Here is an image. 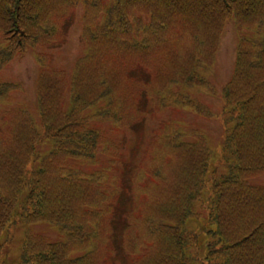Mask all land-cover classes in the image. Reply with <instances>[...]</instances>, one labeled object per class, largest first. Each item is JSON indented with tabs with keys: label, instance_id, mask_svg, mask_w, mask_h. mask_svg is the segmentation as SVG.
I'll return each mask as SVG.
<instances>
[{
	"label": "trees",
	"instance_id": "obj_1",
	"mask_svg": "<svg viewBox=\"0 0 264 264\" xmlns=\"http://www.w3.org/2000/svg\"><path fill=\"white\" fill-rule=\"evenodd\" d=\"M78 9L70 73L37 53L34 112L0 115V252L23 225L16 264H106L118 253L132 264H264V185L252 184L264 174V0H0V72L62 44ZM230 19L220 142L169 119L126 165L100 123L137 130L167 109L212 117L196 94L216 93L208 75ZM22 88L0 82V108ZM39 223L59 238L32 232Z\"/></svg>",
	"mask_w": 264,
	"mask_h": 264
},
{
	"label": "rangeland",
	"instance_id": "obj_2",
	"mask_svg": "<svg viewBox=\"0 0 264 264\" xmlns=\"http://www.w3.org/2000/svg\"><path fill=\"white\" fill-rule=\"evenodd\" d=\"M81 9H78V14L75 22L67 32L64 41L54 48H30L25 53L20 54L12 60L0 72V82L11 81L20 82L21 90L13 91L10 97L9 106L0 108V115L3 109L7 107H17L21 104L25 105L30 111L34 112L36 107L35 101V81L37 76L38 66L35 60L36 53H45L50 57V65L56 70L67 71L70 73L75 59L81 54L82 40L80 37ZM237 42V30L233 19L227 21L226 26L221 35V39L216 51V58L213 69L209 72V79L216 89L215 95H210L204 91H200L196 96L205 102L214 114L212 117H203L192 113L188 109H167L163 113L153 118H147L142 122V126L137 130L112 129L109 122L100 123L103 129V134L110 140H113L120 148L124 163H137L141 158L145 141L149 137L150 132L157 128L166 120H173L174 126H179L181 130L187 131L190 128L204 132L212 148H215L221 140L223 127L222 122L217 113L220 112L222 102L219 97V91L223 84L229 79L235 58V48ZM151 106V104H149ZM175 122V123H174ZM92 169L86 167V170ZM117 171H124L125 167L118 166ZM254 185H264V174L252 180ZM34 233H39L48 237L51 241L59 238L58 230L55 226L47 223H39L30 226ZM23 225H17L10 230L13 234L11 243L0 252V264H16L17 253L19 250L20 241L22 238ZM115 244L118 243L120 236L115 234L112 236ZM133 257L124 253H118L110 256L106 264H132Z\"/></svg>",
	"mask_w": 264,
	"mask_h": 264
}]
</instances>
